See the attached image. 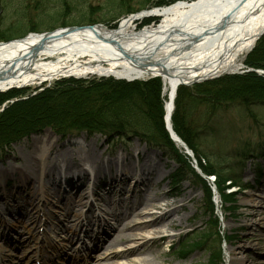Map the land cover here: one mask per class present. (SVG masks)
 <instances>
[{
	"label": "rangeland",
	"instance_id": "374dc122",
	"mask_svg": "<svg viewBox=\"0 0 264 264\" xmlns=\"http://www.w3.org/2000/svg\"><path fill=\"white\" fill-rule=\"evenodd\" d=\"M111 1L89 0L88 9L89 18L110 29L117 27L133 12H141L175 0H116L118 4L116 7L112 6ZM154 21L158 19L147 20L138 25L136 30ZM258 59L264 65V36L245 57L246 68L243 73L226 75L198 84L193 88H180L183 95L181 103L184 101V105L175 117L181 125V134L196 149L194 153L179 148L172 141V144L166 147L159 144L156 145L158 148H152L148 146L149 143L144 138L136 135L110 141L101 134H79L61 138L50 127L41 132H33L30 137L14 143L10 150L0 155V169L3 170L2 167H5L8 162L14 173L8 181L2 178L3 174H0V216L17 215L20 206L25 213L33 208L26 203V196L30 190L27 192H22L21 189L16 190V186L21 185L24 180L21 179L22 174L15 169L21 167L23 161L20 158L25 152H32L40 142L44 141H47L48 148H52L51 152H56L60 148L73 150L90 146L102 154L99 161L104 170L102 173L98 172L97 164L96 169L94 168L98 182L103 177L108 180L119 174L123 176L122 178H129L137 169L135 166L147 158L151 159L152 163L160 161L159 174L164 177L161 182L164 191H175L181 186L194 190L196 195L193 200H190V195L186 200L187 216L195 219L194 223L186 222L188 225L182 235L171 231L174 235L172 240L163 241L160 248L152 247L155 250L158 249L155 251L157 257L151 252L148 253L149 257L154 259L155 264H161L162 260L171 261L173 264H240L242 257L247 261L245 264H264V178L261 176L262 172L264 173V74L249 71V69L264 71L256 65L255 61ZM107 78L110 82L115 81L116 83L146 84L141 87V95L147 99L153 115L155 133L160 137L161 133L169 134L166 128H162L161 122L166 101L162 80L148 77L145 80L127 82L116 80L113 77ZM101 79L97 75H88L81 79L59 78L48 83L12 90L4 96L0 94L2 96H0V110L2 106L8 107L15 104L23 106V102L32 100V97L37 94H44L47 89H60L71 84L72 80L98 81ZM217 82L222 83L219 85ZM105 83L108 84V82ZM114 86L126 90L131 87L123 84ZM190 92L199 95V99L194 100L187 97ZM209 94H213L214 98ZM73 97L75 98L74 94L71 98ZM86 97L87 95H82L79 99ZM36 105L38 106L37 103ZM70 107L71 105H69V111H71ZM50 110L45 111L46 116L49 115ZM45 115L44 112L38 114V116H43L42 118ZM41 117L39 118L42 119ZM29 120L25 123L28 124ZM90 160L91 163L96 161V159ZM35 161L38 162V160ZM60 165L63 169L65 168L63 163ZM110 165L112 170L108 169ZM198 165L203 172L197 167ZM127 166H134V169L128 173ZM17 171L18 174H16ZM213 172L219 173V179L205 175ZM37 173L39 177L33 179V183L30 184L35 192L42 191L40 186H45V191L52 194L55 193L54 185L62 186V179L49 183L45 175H43L44 178H40L44 171L35 174ZM69 177L81 183L76 178L77 174L72 173ZM85 181L87 178H83V182ZM156 188L152 185V192ZM252 193L257 194L262 206L255 208L247 202ZM36 201L39 199H35L34 205L38 203ZM52 202L45 201L44 212L53 207ZM9 206L13 207V210ZM7 207L9 208L6 209ZM132 241L139 240H124L120 249L114 246L110 249L111 254L121 251L122 247L130 245ZM230 255L234 257V262H231ZM135 257L138 256L114 258L106 263L132 264L131 260ZM88 264L96 263L91 258Z\"/></svg>",
	"mask_w": 264,
	"mask_h": 264
},
{
	"label": "bare ground",
	"instance_id": "6f19581e",
	"mask_svg": "<svg viewBox=\"0 0 264 264\" xmlns=\"http://www.w3.org/2000/svg\"><path fill=\"white\" fill-rule=\"evenodd\" d=\"M153 18L161 20L158 24L136 30L138 24ZM263 36L264 0L180 1L162 9L129 15L115 29H108L103 25L73 31L59 29L45 36L31 34L24 39L0 44V93L69 76H111L128 81L160 78L164 83L166 96L164 121L178 146L183 149L187 147L190 151V147L175 132L172 124L177 90L181 86L193 87L197 83L242 73L246 68V55ZM83 58L87 60H82ZM46 142H40L32 152H25L20 158L23 161L21 167L15 169L20 172L17 171L16 174H22L21 179L24 180L21 185L16 186V190H30L26 196V203L30 207L39 196H43L47 202L53 200L56 205H61L59 201L69 196V186L74 185L66 180L68 174L88 164V159H96L94 162L97 163L94 164L95 168L96 164L99 166L97 171L104 170L98 162L102 154L90 146L73 150L60 148L51 152L52 148H48ZM60 163L65 165L63 178L68 181L69 186L52 194L45 191V186H41L42 191L35 192L30 186L33 179L39 177L35 173L43 170L49 183L56 182L63 175ZM5 165L3 170L0 169V174L8 181L14 173L8 162ZM159 165L160 161L152 163L151 159L145 158L135 166L139 177H134L133 183L140 184L144 192L133 197L135 187L131 186L132 192L125 193L131 200L125 205L126 212L114 213L116 221L106 239L114 236L108 248L124 240L139 241H132L113 254L111 251L106 252L103 256H106L107 261L136 255L138 257L131 260L132 264H155L148 253L157 257L155 251L158 249L152 247L160 248L163 241L168 242L174 238L171 231L182 235L188 225L186 222L194 223L195 219L187 216L186 203L188 195L193 200L196 195L194 190L181 186L175 191H164L161 187L164 177L159 174ZM108 169L112 170V166ZM126 169L129 173L134 166H127ZM40 178L44 176L41 175ZM116 178L120 182H128L127 178ZM152 185L157 187L154 192ZM66 201L69 205V198ZM247 202L255 208L262 206L257 194L252 193ZM37 205L41 206V203ZM10 208L13 210V207ZM18 208L22 209L21 206ZM71 212L68 207L63 222ZM79 215L76 216L80 217ZM34 222L32 219L31 223ZM59 226L74 233L67 225ZM91 229L90 227L88 230L89 235ZM99 245L100 243L97 247ZM101 259L99 256L97 264L106 263ZM241 259L240 264L247 262L244 257ZM230 260L234 262L232 255ZM161 264L173 263L162 260Z\"/></svg>",
	"mask_w": 264,
	"mask_h": 264
},
{
	"label": "trees",
	"instance_id": "16d2710c",
	"mask_svg": "<svg viewBox=\"0 0 264 264\" xmlns=\"http://www.w3.org/2000/svg\"><path fill=\"white\" fill-rule=\"evenodd\" d=\"M260 62V59L255 61L258 67L264 69V65ZM105 82H108V84ZM217 83L221 85L222 82ZM116 84L131 87L129 90L115 88L114 85ZM143 86H146V84L116 83L115 81L110 82L108 78H102L98 81L72 80L71 84H67L60 89H47L44 94H37L32 97V100L23 102V106L15 104L5 107L0 112V151L5 150L12 143L20 141L31 133L40 132L48 126H52L61 134L70 131H87L101 132L108 135H136L148 140L152 145L160 144L165 147L171 145L172 140L169 134L161 133L163 136L161 138L160 135L155 133L153 115L147 104V99L141 95V87ZM73 94L75 98H71ZM1 95L4 96L5 94ZM82 95H87V97L79 99ZM209 95L214 98L213 94ZM182 97L181 89H179L176 110L173 115L174 129L196 152L193 145L185 140V137L181 134V125L175 117L180 112L179 109H183L184 101L181 103ZM187 97L194 100L199 99V95L191 92L188 93ZM69 105H71V111H69ZM47 110L51 111L48 112V116L45 113ZM43 112L44 115L46 114L44 118L38 116ZM34 115L37 117L34 118ZM28 119H30V122L26 124L25 122ZM161 122L162 128H165L164 113L161 115ZM212 174L216 176V179H219V173L213 172Z\"/></svg>",
	"mask_w": 264,
	"mask_h": 264
},
{
	"label": "flooded vegetation",
	"instance_id": "af4514ba",
	"mask_svg": "<svg viewBox=\"0 0 264 264\" xmlns=\"http://www.w3.org/2000/svg\"><path fill=\"white\" fill-rule=\"evenodd\" d=\"M89 0H0V40L31 30H53L93 23Z\"/></svg>",
	"mask_w": 264,
	"mask_h": 264
},
{
	"label": "water",
	"instance_id": "95a60500",
	"mask_svg": "<svg viewBox=\"0 0 264 264\" xmlns=\"http://www.w3.org/2000/svg\"><path fill=\"white\" fill-rule=\"evenodd\" d=\"M101 26V25H100ZM89 27H94V26H89ZM81 28H88V27H72V28H66L67 30H77V29H81ZM49 33H44L42 34L43 36L47 35Z\"/></svg>",
	"mask_w": 264,
	"mask_h": 264
}]
</instances>
